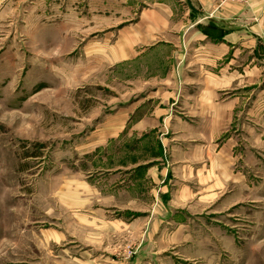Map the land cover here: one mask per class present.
Returning <instances> with one entry per match:
<instances>
[{
	"label": "rangeland",
	"instance_id": "rangeland-1",
	"mask_svg": "<svg viewBox=\"0 0 264 264\" xmlns=\"http://www.w3.org/2000/svg\"><path fill=\"white\" fill-rule=\"evenodd\" d=\"M111 5L0 0V264H264V53L248 60L256 70L242 91L237 180L189 209V240L168 243L169 230L161 242V228L135 263L144 237L129 226L106 230L108 221L131 225L149 204L102 203L97 186L127 174L133 150L151 141L129 137L127 124L110 135L112 117L144 98L125 62L94 54L127 23L111 27Z\"/></svg>",
	"mask_w": 264,
	"mask_h": 264
},
{
	"label": "crops",
	"instance_id": "crops-1",
	"mask_svg": "<svg viewBox=\"0 0 264 264\" xmlns=\"http://www.w3.org/2000/svg\"><path fill=\"white\" fill-rule=\"evenodd\" d=\"M103 9L119 18L111 27L127 23L105 36L111 45H97L94 54L106 65L125 62L128 83L144 93L128 116L112 117L118 126L110 135L118 137L127 124L129 137L152 142L131 149L136 161L124 175L128 182L118 176L96 193L100 202L123 208L149 204L131 225L106 222L107 231L129 226L144 237L134 258L139 263L161 228V242L169 230L168 243L189 240L182 221L189 209L213 201L237 180L232 171L244 128L242 91L256 70L248 60L264 53V0H112Z\"/></svg>",
	"mask_w": 264,
	"mask_h": 264
}]
</instances>
